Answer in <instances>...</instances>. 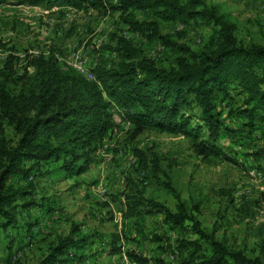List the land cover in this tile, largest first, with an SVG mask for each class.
<instances>
[{
  "label": "rangeland",
  "instance_id": "374dc122",
  "mask_svg": "<svg viewBox=\"0 0 264 264\" xmlns=\"http://www.w3.org/2000/svg\"><path fill=\"white\" fill-rule=\"evenodd\" d=\"M100 1V9L28 5L20 0L0 4V70L10 51L17 57L6 80L9 91L18 93L24 87V79L19 77L34 72L33 67L26 66L28 56L39 53L52 52L61 69L90 79L96 64L109 67L117 62V54L111 49L113 32L132 41L157 66L174 65L181 55L178 46L129 30L120 13L110 7L117 0ZM205 1L229 14L242 43L264 44V0ZM134 16L139 21H156L160 34L191 49L201 48L209 34V28L197 23L171 22L140 10H135ZM232 86L227 95L219 93L214 100L220 119L233 129L231 133L220 132L216 144L235 164L197 155L190 140L181 135L146 129L132 138L133 125L124 109L110 105L114 126L90 153L84 173L64 178L63 172H50L48 166H33L27 178L15 175L10 179L15 186L31 182L33 191L17 199L15 224L4 228L0 218V264L38 263L49 245L67 235L74 224L94 236L81 263L61 264H137L129 261L127 251L150 258L148 264H156L155 258H162L165 264L199 260L209 245L190 230V221L176 227L166 223L160 213L145 214L140 229L134 218L123 219L127 196H141L144 208L148 198L176 210V200L163 190L161 172L154 174L149 163L140 165L135 149L150 160L158 159L161 170L168 173L186 200L187 213L194 215L206 232L213 233L226 250L257 256L264 264V154L256 153L264 147V119H258L248 130L246 118L238 113L244 106V95ZM195 111L186 110L193 115ZM0 129L8 145H14L18 135L11 125L2 121ZM30 165L26 163V167ZM195 202L197 211L193 209ZM115 247L119 253L113 251Z\"/></svg>",
  "mask_w": 264,
  "mask_h": 264
},
{
  "label": "trees",
  "instance_id": "16d2710c",
  "mask_svg": "<svg viewBox=\"0 0 264 264\" xmlns=\"http://www.w3.org/2000/svg\"><path fill=\"white\" fill-rule=\"evenodd\" d=\"M5 1L0 0V4ZM20 1L28 5L76 9L84 5L100 9L103 5L100 0ZM110 7L120 13L129 30L149 39H159L168 46H178L181 55L174 65L157 66L132 41L113 32L111 49L117 54V62L109 67L96 64L91 70L93 80L61 69L52 52L39 53L28 56L26 66L33 67L34 72L20 76L24 87L12 93L6 80L17 57L10 51L0 70L3 76L0 123L10 124L18 139L14 145H8L0 129V218L4 228L16 223L17 199L33 191L31 182L15 186L10 179L15 175L27 178L31 169L43 166L50 167V172H63L64 178L84 173L91 161L90 153L114 126L110 105L124 109L126 119L133 125L132 138L146 129L181 135L190 140L197 155L234 164L236 162L216 144L220 132H233L220 119L214 100L216 95H227L232 85L242 91L244 106L238 113L246 118L249 131L258 119H264V44L242 43L235 34L236 24L218 5L205 0H117ZM135 10L171 22L201 24L209 28L206 42L198 49L177 45L160 34L156 21L137 20ZM134 107L139 110L133 111ZM192 109H197L196 114L186 112ZM134 151L140 165L149 163L154 174L161 172L163 190L176 200V210L148 198L145 199L148 207L144 208L141 196H127L122 213L124 220L134 218L140 229L145 214L160 213L166 223L176 227H184L190 221V230L209 245V251L202 253L196 262L186 260L185 264H262L257 256L226 250L213 233L206 232L197 218L187 213L186 200L173 186L168 173L161 170L158 159L150 160L141 151ZM256 153L263 155L264 147ZM27 162L32 165L26 167ZM193 209H198L196 202ZM93 236L74 224L67 235L59 236L49 245L48 253L36 264L81 263ZM180 244L186 245L184 241ZM112 249L115 253L120 251L117 247ZM126 256L137 264L151 261L134 251H127ZM153 262L165 264L162 258H155Z\"/></svg>",
  "mask_w": 264,
  "mask_h": 264
},
{
  "label": "built area",
  "instance_id": "2783aa9c",
  "mask_svg": "<svg viewBox=\"0 0 264 264\" xmlns=\"http://www.w3.org/2000/svg\"><path fill=\"white\" fill-rule=\"evenodd\" d=\"M89 77H90V79L88 78L89 80L94 79V77H93V75H92V72H90Z\"/></svg>",
  "mask_w": 264,
  "mask_h": 264
}]
</instances>
